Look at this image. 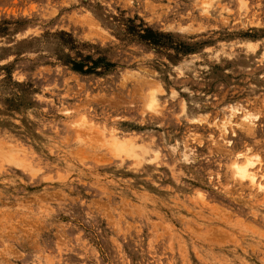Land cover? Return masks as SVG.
Wrapping results in <instances>:
<instances>
[{
    "label": "rangeland",
    "instance_id": "1",
    "mask_svg": "<svg viewBox=\"0 0 264 264\" xmlns=\"http://www.w3.org/2000/svg\"><path fill=\"white\" fill-rule=\"evenodd\" d=\"M255 4L253 0H154L151 24L139 13L131 21L148 25L141 39L147 38L150 47L140 53L146 58L142 62L134 58L122 68L115 62L107 69L99 64L87 68L83 61L66 66L46 59L39 48L33 58L13 45L8 54L14 60L0 65L4 74L0 165L21 180L33 172H43V179L38 191L22 185L0 199V262L252 264L256 256L246 247L264 245V195L259 192L264 168L249 154L255 151L253 144L264 139V46L258 45L264 40V0ZM22 10H26L22 0H0V36L9 44L22 26L11 17ZM189 27L202 28L200 35L209 42L170 49L157 43L166 29L175 34L176 29ZM205 48L213 51L205 53ZM202 53L200 60L182 70L191 76L206 64L208 73L202 72L198 83L192 77L183 85L188 92L175 86L176 101L165 100L173 113L166 125L129 130L101 119L102 113L119 111L118 96L116 101L106 99L116 95L111 79L118 76L131 85L153 71L160 75L155 58L164 55L171 67L158 83L166 98L177 79L172 69ZM208 56L218 57L219 63L204 59ZM17 74L25 79L16 80ZM149 95L160 98L155 87ZM88 96L95 99L87 102ZM157 129L161 135L154 134ZM190 136L193 145L197 138L201 141L197 154L209 157L197 160L192 174L200 179L206 175L207 181H224L221 165L227 156L213 141L221 145L230 141L228 147L237 153L232 174L239 184L229 195L201 197L175 183L170 160L159 162L160 155L167 154L161 147L165 141L175 143ZM77 143L93 148H77ZM53 144L61 145L58 154L50 150ZM114 160L128 168H116ZM246 160L255 161L249 168L254 181L235 174L237 164ZM134 167L140 171H132ZM189 167L193 166H178ZM149 174L151 180L141 178ZM161 174L163 179H158ZM182 179L205 190L199 181Z\"/></svg>",
    "mask_w": 264,
    "mask_h": 264
},
{
    "label": "clouds",
    "instance_id": "2",
    "mask_svg": "<svg viewBox=\"0 0 264 264\" xmlns=\"http://www.w3.org/2000/svg\"><path fill=\"white\" fill-rule=\"evenodd\" d=\"M22 3L26 10H22L11 17L13 20L22 22V26L16 31L14 40L9 44L6 37L0 36V65L14 60V57L8 54L13 45L22 51L25 57L33 58L39 55L36 50L39 48L46 53V59L63 63L66 66L83 61L87 68L99 64L101 68L107 69L111 67V62H115L122 68L132 64L134 58L141 62L146 58L141 56L140 53L150 47L147 38L141 39L144 28L148 25H141L139 20L135 24H132L131 21L135 20L136 14L139 13L141 18L147 19L151 24L152 19H155L156 6L154 0H22ZM255 6V0H253V7ZM242 7L247 9V3H243ZM0 24H2V19H0ZM11 28L15 29L16 24H12ZM203 31L202 28L189 27L176 29L175 34H173L171 30L166 29L160 34L157 43H163L165 48L168 49L189 44L195 48L209 42L200 35ZM189 33L195 35H188ZM258 45L264 46V40L258 41ZM158 50V48L153 49L154 52ZM212 51L211 48L204 49L205 53H211ZM5 56L7 59L3 58ZM202 56L203 53L201 56L193 57L192 60L187 61L179 68L172 69L176 73L177 79L172 82L174 85L173 90L166 98L163 97L164 90L158 83L171 67L165 61L164 55L155 58L159 61L155 66L160 68V75L153 71L146 80L134 81L131 85L126 80L119 79L118 76L116 79H111L110 87L115 90L116 95L109 96L106 99L116 101L118 96L120 100L119 111L102 113L101 119L105 123H119L129 130L152 127L156 123L166 125L173 113L165 100L176 101L179 94L174 90L175 86H181L184 92H188L189 88L183 85L187 84L192 77L195 78L193 83L201 81L203 79L202 72L207 75L206 64H201L200 70H193L191 76L186 75L185 71L182 70L194 64L196 60H200ZM204 59L219 63L216 56H208ZM180 77H183V79L180 80ZM14 78L16 80L25 79L24 76L19 74L15 75ZM3 79L4 74L0 73V80ZM153 87L156 88L160 98L149 95L150 89ZM85 99L87 102H91L95 97L88 96ZM3 107L4 105L0 103V108ZM261 114L264 115V112ZM237 126L240 127V125ZM223 132L224 129L222 128L220 139H223ZM154 134L161 135L158 129ZM192 139L194 138L190 136L187 140L175 143L165 141L161 147L166 149L167 154L160 155L159 162L164 163L170 160L173 171L172 178L175 183L185 189H190L192 192L199 193L201 197L211 199L213 195H229V190L234 189L239 184L238 179L232 174L233 162L237 153L233 148L228 147L230 141H225L222 145L217 141H213L218 148L224 150V155L227 156V161L221 165L222 175L224 176V181L221 182L219 180L207 181L206 175L203 179H200L199 175L192 174L196 170L197 160L205 161L209 159L207 156L197 154L196 145L201 142L200 139H196L195 145L191 144ZM149 142L154 143V141ZM98 143H102V141ZM181 144H183L182 150ZM76 147L91 150L93 145L77 143ZM247 147V145H244L245 149ZM60 148L61 145L53 144L50 150L54 154H58ZM253 149L255 151L249 150V154L253 155L261 168H264V139L256 141L253 144ZM148 162L152 163L154 161L149 160ZM114 164L116 168H128L120 160H114ZM185 165L193 167L186 170L178 168V166L183 167ZM208 166L204 165L205 168ZM132 171H140V169L134 167ZM256 171H259V169ZM25 172H28L27 168H25ZM200 172L203 174V169ZM260 174L264 176V173ZM141 178L152 179L151 174ZM182 178H186L188 181H199L200 186L204 187L205 190L201 191L200 187H193L189 183H184ZM42 179L43 172H33L28 173L21 180L19 176L9 173L6 167L0 165V199L11 196L13 192H18L22 185H31L38 191ZM158 179H163V174ZM259 192L264 195V186L260 187ZM185 199L191 200L192 198L186 196ZM248 248H251L250 254L256 256L252 264H264V245L256 247L248 245L246 252ZM0 264H3V262H0ZM96 264H102V262L97 260ZM226 264H231V261L226 262ZM241 264H248V261H242Z\"/></svg>",
    "mask_w": 264,
    "mask_h": 264
},
{
    "label": "bare ground",
    "instance_id": "3",
    "mask_svg": "<svg viewBox=\"0 0 264 264\" xmlns=\"http://www.w3.org/2000/svg\"><path fill=\"white\" fill-rule=\"evenodd\" d=\"M118 146H120V145H118ZM254 163H255V161H253V160H246V162L243 165L237 164V166L235 168V174L237 176H239V178H246L247 177V178H250L251 181H254L255 174H253L249 170V168H251Z\"/></svg>",
    "mask_w": 264,
    "mask_h": 264
}]
</instances>
